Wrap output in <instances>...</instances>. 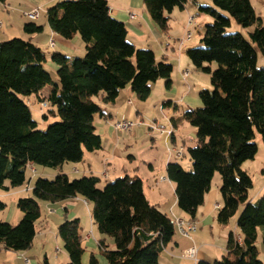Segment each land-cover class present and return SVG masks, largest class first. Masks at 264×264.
<instances>
[{
    "label": "trees",
    "instance_id": "trees-1",
    "mask_svg": "<svg viewBox=\"0 0 264 264\" xmlns=\"http://www.w3.org/2000/svg\"><path fill=\"white\" fill-rule=\"evenodd\" d=\"M214 7L200 6L213 19L206 25L203 46L187 51L195 70L210 75L213 92L202 90L201 108L186 110L183 117L197 131L196 146L189 148L192 170L169 162L166 173L175 185L179 209L195 220L204 204L216 173L222 178L224 200L218 221L227 224L236 216L242 243L231 234L227 255L213 264H263L257 247L263 229L264 195L250 202L253 187L245 162L258 154L257 137L264 143V24L251 0H210ZM7 0H0L5 4ZM146 11L163 31L169 30L171 14L185 9L187 0H143ZM47 25L65 40L80 36L86 45L82 58L62 52L48 57L31 39L13 38L0 42V189L10 191L26 183V167L35 164L58 168L79 163L85 151L102 147L97 118H110L93 99L102 95L106 105L114 104L120 92L130 87L145 102L152 85L159 80L172 87L173 65L157 60L151 49H140L128 40L125 23L111 15L109 0H65L47 9ZM232 21L244 29L253 28L246 39L241 30L228 32ZM30 38L41 35L44 25L24 26ZM57 67L54 82L45 69ZM214 64L218 67L214 69ZM51 85L48 94L44 90ZM43 92V93H42ZM35 97L47 104L60 121L40 130L25 98ZM164 108L177 105L171 101ZM47 119L48 115L44 114ZM173 136V133H172ZM9 185H6V184ZM95 176L70 180L65 174L55 179L38 178L32 196L22 197L17 206L23 213L18 225L0 220V250L25 252L32 248L37 226L42 223V203H57L80 197L92 205V219L99 233L113 239L110 250L99 241L108 264H158L164 249L173 241L176 227L171 218L151 204L138 176L126 175L98 188ZM7 205L0 201V212ZM68 264H82L85 248L79 219H66L58 228ZM44 264H49L46 259ZM89 264H101L91 254ZM198 264H209L199 262Z\"/></svg>",
    "mask_w": 264,
    "mask_h": 264
},
{
    "label": "crops",
    "instance_id": "crops-1",
    "mask_svg": "<svg viewBox=\"0 0 264 264\" xmlns=\"http://www.w3.org/2000/svg\"><path fill=\"white\" fill-rule=\"evenodd\" d=\"M61 1L65 0H28L26 9V11L28 12L25 13H30L36 9L41 8L47 11L49 7ZM251 2L258 16L262 19V22L264 24V0H251ZM0 4L6 7V5L10 3L9 0H7L5 4ZM109 5L111 8L112 17L126 24L128 29V39L132 44L140 49L153 50L157 60L160 61L166 58L173 65L174 70L172 73L171 89L167 90L165 87V82L163 80H159L152 85V92L149 97L150 99L154 98V96H158L156 100L157 105L163 111L169 110L164 115V118L165 120L170 119L172 127L171 131L173 132V136L170 135L166 140L163 136L164 133H162L158 137L153 138L154 141H157L158 139V145L162 144L164 145V148L165 145H168L169 155L166 152L165 158V166L167 169V165L169 164V162H176L180 160L176 159L175 155L177 154V151L179 149H183V153L185 152L188 141H190L192 145H196L197 131L194 127L189 125V123L184 120L183 115L186 110L202 107L201 101L198 103V101H195L190 97V94L193 92L192 89H196L198 86V84H196L195 82V79L199 80V77L196 74L193 76L189 75L184 80V78L181 76V72H184L183 69L186 67L189 68L190 66L188 61L190 59L188 58L187 51L192 47H198L199 43H193L192 38V40L187 41V43L192 42L190 46H188V48H185L186 46L184 45L180 47L179 40L184 37H179V39L173 37V29H178L180 33L182 31L186 36V33L188 31V20L190 17H193L192 12L189 10L185 11V9H180L181 12H179L177 11V9H175L171 15L173 17V21L171 24H169L170 31L166 32L161 30V28L153 20H151L149 14L146 11L143 0H136L135 5L132 3L130 5H127L126 7H122L117 0H109ZM132 15L134 16V18L131 17ZM193 18H195L196 22V17ZM2 28L3 24L0 29ZM29 39H31L39 47H41L42 44L44 45V43L46 42L48 43V46H51L55 49L59 48L60 50L64 49L67 44L65 39L54 33L49 28V26L47 29L45 25L44 32L41 35H37ZM47 39L49 42L47 41ZM51 41L55 42L54 46L51 45ZM63 51L64 50H61V52ZM53 67L55 70L57 69L55 65H53ZM188 68L186 70H188ZM189 80H192L191 88H189V85L187 84ZM180 81L184 82L185 85L188 86L186 88H183L179 92L178 87H180ZM206 87L209 88L205 85H199L198 89L200 91L201 89ZM43 92L44 94H48L49 90H44ZM181 93H183V95L179 97ZM166 101H171L176 104V110L174 108H164L163 103ZM127 105L132 106L131 112ZM101 106L110 115V118H97L95 121L97 133L102 138L101 149L95 152L85 151L84 158L81 162L73 164L66 163L58 168L48 169L45 167L42 168L35 164H29L26 167V179L28 171L32 172L33 177H30V181L26 190L27 192L32 190L35 185L33 179H37L38 177L53 180L57 175L65 174L69 178L70 176H73L75 178H78L80 176H95L99 178V173H102V171L106 169L105 172H103V177H105L107 175L106 171L114 167L115 160L117 158L121 159V156L124 152L122 150L121 141L118 139L119 133H117V131L113 129L111 125H109L110 123H108V121L113 119H120V117L123 120H128L126 118L131 116H133L132 120H138L140 116H144L142 112L143 107L140 104V100H138L130 87H127L120 92L114 104H105L104 106ZM134 111L136 112L135 117ZM143 121L146 123V125L144 126L149 128V130H152L151 127H149L151 123L145 120ZM154 123L158 125L156 120L152 121V124ZM257 144L259 150L255 159L245 162L246 164L244 163L242 166L243 170L250 175L253 181V187L249 192L250 202L252 203H256L264 195V143L261 140L257 141ZM135 161L136 158L132 156V162ZM99 162H101L103 166L102 168ZM143 163L145 165L147 164V162L145 161ZM115 168L117 169V166ZM149 168L152 172L149 173L150 179L144 180V178H142L138 174L134 175L142 179L144 194L148 201L151 204L156 205L171 219L178 218L185 221L190 220V217L183 213L178 207L175 185L167 179L166 181H161L160 184L156 182L152 183V181H150L151 177H154V180L156 179V168L155 165L152 164V162L150 163ZM121 170V173H123L124 171V173H126L125 175H129L124 168ZM107 176L109 177L110 174ZM119 176H121V174H119ZM6 185L9 184L7 183ZM221 185L222 178L220 176L219 179H216V183L214 185L212 184L210 191L205 196L204 204L198 209L195 219V221L198 223V231L192 234L190 238H188L181 235L176 229V235L174 236L173 241L164 249L163 253L160 256L158 264H198L201 261L213 264L216 261L222 260L227 255V248L231 234L241 237L237 222L238 216L241 214L243 207L240 208L234 219L232 218L229 223H220L218 221V212L224 205V200L220 192ZM164 190L167 191V194L165 195L163 193ZM23 194V186L18 190H14L13 192L8 193V196L10 198H14V211L10 214L7 220H0L8 222L10 224H16L21 221L23 214L19 210L17 202L20 198L24 197ZM82 203L84 205H82ZM44 204L49 209L53 208L54 206L59 207L57 209L53 208L55 211L51 209V211L49 212L50 214L47 213V216H50V218L46 216L47 218L40 225V233L38 235L36 234V237L34 239L32 248L35 245L37 236L38 238H41V240H39L41 245L43 244L41 255L39 256L37 253H32V248L28 251L20 253L8 250H0V264H43L42 254L45 255L49 264H68V262L70 261L68 255H65L63 260H61L60 257L52 259L47 251L48 247L52 248L54 245L60 246L57 227H59L66 219L77 218L80 220L83 245L85 248L82 264H89L91 254L98 255V252H96L97 248H99V253L102 255L99 246L100 240H105V243L107 244L109 249H115L114 241L109 237L101 235L97 227L94 225L91 214L92 205L84 199L77 197L57 203L45 202ZM49 220L51 222H49ZM53 227L55 230H53ZM43 228H47L49 230L43 232ZM50 231H52L54 235ZM48 234L51 236H49ZM191 248H196L197 250L196 259H191L186 256V252ZM56 251H59V249H57ZM85 255L87 256L85 257ZM48 256L51 259L47 258ZM25 259H28L29 263H26ZM100 262L101 264H108V262L106 263L102 260H100Z\"/></svg>",
    "mask_w": 264,
    "mask_h": 264
},
{
    "label": "rangeland",
    "instance_id": "rangeland-1",
    "mask_svg": "<svg viewBox=\"0 0 264 264\" xmlns=\"http://www.w3.org/2000/svg\"><path fill=\"white\" fill-rule=\"evenodd\" d=\"M27 1L28 0H9L10 4H7L6 7L0 4V23L3 24V28L0 29V42H6V41H9L13 38H20V39L27 40V41L30 40L29 39L30 35L26 34L24 31V26L26 24H29V23H34L37 25H45L48 29L47 12L45 11V9H43V8L39 9V13H40L39 18L37 20H33L32 18H30L28 16L29 13H25V12H28V11H26L27 3H28ZM112 1H114V0H112ZM117 1L119 2V4L122 7H126L127 5H130L132 3L134 5L136 4V0H117ZM200 6H204V7L210 6V7L215 8V6L213 5V3L210 0H187V4L185 6V11L186 10L191 11L192 16L196 17L197 25L195 26V28H193V29L191 28V30L193 32V43H199L198 48L199 47L201 48L203 46V44L201 43V39L203 38V35L205 33L206 25L211 24L213 22V19L211 18L210 15L200 12V10H199ZM177 11L181 12L180 8H177ZM172 21H173V17L171 16V20L169 21V24H171ZM8 25H10V26H8ZM236 29L241 30V33L243 34V36L246 39H249V32H253V28L244 29V28H241L240 26H238L234 21H232V27L230 29H228V32H230V33L235 32L236 33L237 32ZM173 30H174V32H173L174 38L179 39V37H184V38L179 40L180 47H182L184 45V46H186L185 48H188V46H190V44L192 42L187 43V41H185L186 36L184 35V33L182 31L180 33V31H178V29H173ZM169 31H170V25H169L168 32ZM47 41H48V39H47ZM129 42H130V40H129ZM66 43L67 44L64 47V49H61V50H64L62 52L63 54H65L66 56H69L71 58H82L85 56L86 45L82 41L80 36H76L72 40H66ZM54 44H55V42H54ZM41 48L46 53V55H48V57H51L54 52H61V50L59 48L58 49L52 48L51 46H48V43H46V42L44 43V45L43 44L41 45ZM192 48H197V47H192ZM184 51H185V49H184ZM188 61H189V65H190L189 68L186 67L183 70L185 71L188 68V70L190 71L189 72L188 70H186L188 72V76L189 75L193 76L196 74L199 77V80L195 79L196 80L195 82H196V84H198V86L196 89H192L193 92L190 94V97L193 98V100L198 101V103H199L200 102L199 92H201L202 90H205V89L206 90L209 89L210 92H213V86L211 84L210 75L198 72L197 70H195V68L192 65V63L190 62V60H188ZM258 65L260 67H264V58L261 54H259ZM217 67L218 66L216 64H214V69H216ZM45 69L51 73L54 82L59 83L57 75L55 74V69H54L53 64L51 63L50 60H49V63H47L45 65ZM181 76L184 78L183 71L181 72ZM184 80H185V78H184ZM187 84L189 85V86L188 85L187 86L189 88H191L192 80L191 81L189 80L187 82ZM199 85H205V86H208L209 88L206 87V88H203L199 91V89H198ZM187 86L185 85L184 82L180 81V87H178L179 92H180V90H182L183 88H186ZM51 89H52L51 85H49L46 88L47 91L51 90ZM102 95L103 94H100L98 97H94L93 100L96 103L104 106L105 104L102 102ZM182 95H183V93H181V95H179V97ZM157 98H158V96H154V98H150L149 100H147L145 102L140 101V104L143 107V110H142V112L144 114L143 117L140 116V118L138 120L137 119L132 120L133 116L126 118L129 121H135L136 123L141 121V124H137L132 132H121V131H117L115 129V123L119 120H123V119H121V117H120V119H113V120L108 121V123H110L109 125H111V127H113V129H115L117 131V133H119L118 139L121 141V146H122V150L124 153L121 156V159L117 158L115 160V165L117 166V169L115 168L116 166L114 165L113 168H110L109 170L106 171L107 175L110 174L109 177L107 175H106L107 178H106V176L103 177V172H105L106 169H104V171H102V173H99L100 174V176H99L100 183L98 184V188L104 189L108 184L114 182L116 179L126 176L125 175L126 173H124V171H123V173H121L122 172L121 169H123V168L127 171V173L130 176H134V175L138 174L139 176L144 178V180L150 179L149 173H152V172L150 171L149 165L151 162L153 165H155V168H156L155 169L156 170V179L154 180V177H151L150 181H152V183L156 182V183L160 184L161 178H166L167 180H169L167 178V173L165 170L166 169V166H165L166 152H167V154L169 153L168 152V145H165V148H166L165 149L164 145H162V144L158 145L159 144L158 139H157V141H154L153 138H156L159 135H161L162 133H164V135H163L164 139L167 140L170 136L172 127H171L170 119L165 120V118H164V115L169 110H164V111L161 110V108L157 105V101H156ZM25 100H26L28 106L30 107L33 119L38 123V128L40 130H46L50 124H53L55 122L60 121L59 117L52 115V113L50 112V110H53V108L44 107V105L41 104L35 97H31L28 99L25 98ZM128 107H129V110L131 112L132 106H128ZM44 114L48 115L47 119L43 117ZM135 116H136V112L134 113V117ZM143 120L150 122L151 124L149 125V127H152L153 129L151 128L152 130H149V128L144 126V125H146V123ZM153 120H156V122L158 123L159 126L156 123L152 124ZM169 126H170V128H169ZM256 141H261V138L258 136ZM195 146L196 145H194V144L192 145V143L190 141H188L185 152H184V157H182L179 161H176L180 165H182V167L187 172H190L192 170V162L190 160V155H189L188 149L193 148ZM132 156H134L136 158L135 162H132ZM144 161L147 162L146 165L143 163ZM68 164H70V163H68ZM71 164H73V163H71ZM99 164L102 168L103 166H102L101 162H99ZM115 169H116V171H115ZM119 174H121V176H119ZM215 175L216 176H214L213 181H212L213 185L216 183V179H219V177H220L219 173H216ZM30 177H33V174H32V172L28 171L26 184H25V186L23 185V188H24L23 196L24 197L33 195L32 194L33 188L29 192L26 191L28 183L30 181ZM82 177H86V176H80L78 178L70 176V180L80 179ZM87 177H90V176H87ZM216 177H218V178H216ZM38 178H40V177H38ZM37 179H33L34 182H36ZM145 182H147V181H145ZM163 185H166V184H163ZM20 188H22V187H20ZM18 189L19 188L11 189L10 192H13L14 190H18ZM10 192L9 191L4 192L2 190L0 191V201H2L3 203H5L7 205L6 209L4 211L0 212V219H2V220H7L9 218L10 214L14 211V207H15V204L13 201L14 198L13 197L10 198L8 196V193H10ZM163 193L165 195V194H167V191L164 190ZM44 203L45 202L42 203V207H43L42 208V215H43L42 221H45V219L47 217L50 218V216H47V215L50 214L49 212L51 211V209L54 210L53 208L57 209L59 207V206H54L53 208L49 209L45 206ZM82 205H84V204L82 203ZM169 205H170V203H169ZM238 218H239V216H238ZM49 222H51V221L49 220ZM18 224L19 223H16V224L13 223L12 225L16 226ZM41 224L42 223L38 224V226H37V235L40 233L39 229H41L40 228ZM57 228H59V227H57ZM48 230L49 229H47V228L42 229L43 232L48 231ZM53 230H55L54 227H53ZM50 232L52 233V231H50ZM50 232H49V234H50ZM49 236H51V235H49ZM58 237H59L60 246L54 245L52 248L48 247L47 251H48V254L51 256L52 259H56L57 257H60V259L63 260L65 255H68V254L64 250L63 240L61 239L60 236H58ZM39 240H41V238H38V236H37V240L35 242L34 247L31 250V252L37 253L40 256L43 244L41 245ZM257 247L259 250V258L264 264L263 229H259V237H258ZM57 249H59V251H56ZM110 250H112V249H110ZM96 252H98L97 257L100 260L105 261L107 263V260H105V258L99 253V248H97ZM42 255H43L42 262L44 264V262H45L44 260H46V257L44 254H42ZM86 256L87 255H85V257ZM47 258H50V257L48 256Z\"/></svg>",
    "mask_w": 264,
    "mask_h": 264
},
{
    "label": "built area",
    "instance_id": "built-area-1",
    "mask_svg": "<svg viewBox=\"0 0 264 264\" xmlns=\"http://www.w3.org/2000/svg\"><path fill=\"white\" fill-rule=\"evenodd\" d=\"M28 16L32 18L33 20H37L40 16L39 9H36L33 12H30ZM131 17L134 18L133 15ZM195 25H196L195 18L190 17L188 20V32L186 34L185 41L192 40L193 32L191 28L193 29ZM1 26L2 24L0 23V27ZM51 45L52 46L55 45L54 41H51ZM183 73H184V78L186 79L188 77V72L184 71ZM43 105L44 107H47V104H43ZM137 124H141V121L136 123L135 121L119 120L115 123V129L121 132H132ZM172 133L173 132L171 131L170 135H172ZM183 154H184L183 149H179L177 151V154L175 155V158L179 160L183 157ZM161 181H166V178H161ZM171 220L173 224L175 225L176 229L179 231V233L183 235L184 237L190 238L192 234L198 231V223L195 220L190 219V220L185 221L183 219H178V218L171 219ZM236 239L239 241V243H242V238L240 236H237ZM196 255H197L196 248H191L186 252V256L191 259H196ZM25 261L26 263H29L28 259H25Z\"/></svg>",
    "mask_w": 264,
    "mask_h": 264
}]
</instances>
